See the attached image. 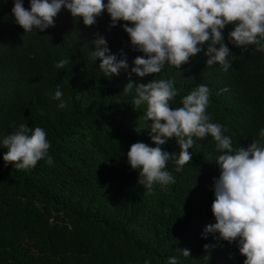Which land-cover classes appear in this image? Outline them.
Segmentation results:
<instances>
[{"label": "trees", "instance_id": "16d2710c", "mask_svg": "<svg viewBox=\"0 0 264 264\" xmlns=\"http://www.w3.org/2000/svg\"><path fill=\"white\" fill-rule=\"evenodd\" d=\"M12 6L13 0H0V137L14 124L41 126L51 141V160L17 169L14 162L5 163L7 149L0 147V264H144L145 258L165 264L171 255L179 256L180 264H243L235 242L202 235L214 222L212 186L219 168L213 138H196L191 161L179 172L180 147L169 139L162 147L172 153L166 167L175 183L147 191L126 153L136 141L155 146L150 122L123 89L129 79L173 78L180 93L170 103L177 107L181 96L206 84L212 119L226 126L234 146L246 147L264 126V52L229 44L235 59L227 71L219 62L206 65L201 52L180 68L165 66L153 75L129 77L121 70L104 77L99 60H89L97 31L114 53L127 54L130 67L141 54L120 24L109 28L106 11L86 26L62 9L54 26L25 33ZM231 28L224 29L226 42ZM63 57L69 64L57 69L55 62ZM57 84L68 100L66 109L50 95ZM185 247L191 256L179 252Z\"/></svg>", "mask_w": 264, "mask_h": 264}, {"label": "clouds", "instance_id": "9594fccd", "mask_svg": "<svg viewBox=\"0 0 264 264\" xmlns=\"http://www.w3.org/2000/svg\"><path fill=\"white\" fill-rule=\"evenodd\" d=\"M67 9L74 19L92 26L105 11L109 14V28L120 24L129 36L131 47L140 52L130 67L127 54L114 53L105 35L97 31L90 42L89 60L97 64L104 77L119 75L121 70L129 77H145L160 73L165 66L180 68L201 52L206 65L217 62L227 71L235 56L229 44L246 50L264 52V0H13L11 13L15 23L25 33L43 31L55 25V17ZM124 22V23H121ZM231 24L227 32L224 29ZM69 64L63 57L55 62L57 69ZM123 92L131 94L134 109L143 108L145 121L150 122L152 144L136 141L126 153L127 163L138 171L137 182L147 191L156 185L167 187L175 183V176L166 167L172 153L162 146L174 138L180 147L175 158L176 171L191 161L196 138L211 136L217 153L214 163L219 175L214 177V200L211 211L214 222L208 223L202 235L213 234L217 240L235 242L245 259L243 264H264V126L258 138L246 147L234 146L226 134V126L214 121L207 111L210 89L198 84L181 96L182 106L172 107L179 93L173 78H152L136 83L129 79ZM54 100L59 108H67L62 86L57 84ZM5 163L27 170L47 158L50 162L51 141L41 126L28 123L13 125V131L0 137ZM205 249L211 247L204 245ZM184 257L191 256L188 248H179ZM144 264H152L150 258ZM165 264H180L177 255L168 256Z\"/></svg>", "mask_w": 264, "mask_h": 264}]
</instances>
